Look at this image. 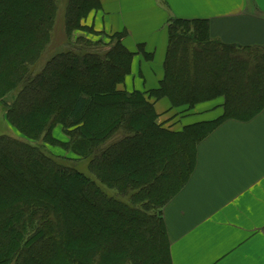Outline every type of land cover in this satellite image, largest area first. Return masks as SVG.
<instances>
[{"label":"trees","instance_id":"trees-1","mask_svg":"<svg viewBox=\"0 0 264 264\" xmlns=\"http://www.w3.org/2000/svg\"><path fill=\"white\" fill-rule=\"evenodd\" d=\"M60 2L0 0V102L18 90L4 104L7 122L87 160L91 176L1 134L0 264H171L163 209L189 181L198 145L224 121L264 108V51L211 39L208 21L172 19L155 90L117 89L133 59L122 35L101 47L79 36L35 73ZM97 5L66 0V37L95 32L81 21ZM161 99L183 112L221 99L223 113L174 130L158 122ZM58 125L65 143L52 137Z\"/></svg>","mask_w":264,"mask_h":264},{"label":"crops","instance_id":"crops-1","mask_svg":"<svg viewBox=\"0 0 264 264\" xmlns=\"http://www.w3.org/2000/svg\"><path fill=\"white\" fill-rule=\"evenodd\" d=\"M172 19L208 21L211 39L264 51V0H98L82 23L123 36L133 53L125 91L146 93L163 79ZM221 103L195 105L183 126L216 119ZM154 108L169 122L183 112L166 99ZM163 220L171 264H264V108L248 121H224L198 145L194 171Z\"/></svg>","mask_w":264,"mask_h":264},{"label":"rangeland","instance_id":"rangeland-1","mask_svg":"<svg viewBox=\"0 0 264 264\" xmlns=\"http://www.w3.org/2000/svg\"><path fill=\"white\" fill-rule=\"evenodd\" d=\"M65 3H66V0H61V2L59 3L57 14H56L57 17L55 19V24H54V28H53V32H52V36H51L50 45L45 50V52L42 54V56L40 57V59L38 60V62L34 66V68L32 69V71L35 73H37L38 71H40L42 69L45 62L53 54L59 52L63 48L65 49L68 42L74 43L76 38L79 36L85 38L88 42H90V44H94L96 46L101 47L102 46L101 44H104V46H107L109 44V37L106 35H103L101 33H97V32L96 33L95 32L94 33H88L86 31L87 32L86 33L84 30H83V32L82 31H76L72 34V36H70L71 38L66 37L65 31H64V13H65L64 6H65ZM82 21H81V25L83 26ZM83 27L89 28V27H85V26H83ZM87 49L93 50L90 48H87ZM117 89L120 91H125L126 88L124 87V82L119 84L117 86ZM125 92H127V91H125ZM17 95H18V90H15V91L11 92L10 94H8L4 98L3 102H0V135L10 132V133H13L15 135V137L21 141H23V140L29 141V140H26L24 137H22V135L19 134L6 120V113H7L6 106L13 103L15 101ZM150 101L152 102V100H150ZM4 104L6 106H4ZM187 114H188L187 111L178 113L175 116V118L177 117V119L174 118L173 122L172 121L169 122L167 120L168 124H167V121H163L160 117L158 118V122L163 123L164 127H168V128L171 127L174 130H180L181 127L183 126V124L188 122V120H189L188 117H191ZM169 124H172L173 126L172 125L170 126ZM52 137L56 141H59L62 143H65L68 141V138L64 135L62 127L60 125L56 126L53 129ZM29 142L33 145L39 146L45 154H47L48 156L55 159V161L57 163L62 164V165L67 166V167H70V168H74L75 170H77L81 173H84L88 176H91L89 169H88L89 162L87 160L80 159L79 157L75 156L74 154L66 152V151H64L61 148L56 147V146H49L48 144L45 145V144H41L40 142H37V143L33 142V141H29ZM110 193H112V195H116L115 192H110ZM122 199H124V198H122Z\"/></svg>","mask_w":264,"mask_h":264}]
</instances>
